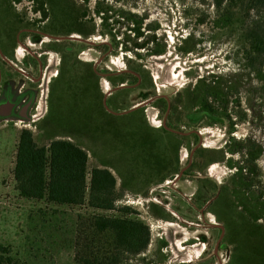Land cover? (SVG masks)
Returning a JSON list of instances; mask_svg holds the SVG:
<instances>
[{
    "label": "rangeland",
    "instance_id": "rangeland-1",
    "mask_svg": "<svg viewBox=\"0 0 264 264\" xmlns=\"http://www.w3.org/2000/svg\"><path fill=\"white\" fill-rule=\"evenodd\" d=\"M0 1L9 7L1 12L5 26L15 28L11 20L18 17L20 29L49 32L55 38L74 32L75 49L91 61V71L119 73L115 82L122 77L131 81L127 89L113 96L123 101L119 110L145 103L142 112L151 117L155 127L174 112L171 124L183 134L169 136L174 147L170 143L157 145L150 140L152 134L144 129L140 115L123 118L116 127H100V120L92 127H52L63 119L65 126L80 120L75 115L76 94L72 92L79 94L78 99L87 97L82 94L85 68L74 67L75 57L69 54L62 63L61 54L50 51L46 44L31 43L26 35L32 47L21 48L23 57L49 52V67L39 83V101L32 113L36 122L20 120L8 127L0 124V246L10 248L15 261L74 264L78 236L88 230L91 219L122 215L91 209L87 203L61 206L22 198L16 190L13 169L20 134L28 130L40 147L53 140H66L83 148L89 155L88 174L105 165L114 170L121 197L117 206L129 207L130 217L142 221L150 231L148 249L130 258V263L264 264V101L261 83L246 65L240 28L232 32L217 29V15L210 1L206 5L198 0ZM39 9L47 11L48 22L44 23L46 17ZM98 9L102 14H97ZM121 12L127 16L120 18ZM103 14L109 18L104 34ZM136 22H141L143 35L138 40L133 32ZM48 25L55 30H49ZM110 31L115 33V40L107 35ZM152 37L157 39L155 45L166 51L164 56L148 52L155 45L135 49V44ZM87 38L90 41L85 43ZM44 40L53 43L48 37ZM102 44L105 46L97 49ZM127 71L138 74L139 79ZM86 87L107 96L114 89L103 75L89 78ZM207 93L216 96L208 105L221 123L209 124L204 119L193 127L188 117L201 111L198 106ZM144 94L149 100L143 101ZM93 114L96 112L91 117ZM43 115L46 122L37 121ZM166 139L162 135L163 142ZM151 142L161 148L155 155L150 153ZM195 151L201 154L192 158ZM161 156L165 162L160 174L172 178L158 183L151 176L159 173L153 167L160 164ZM253 156L257 157L252 161ZM189 163L191 167L198 163V169L190 167L178 178ZM146 175L151 179H144ZM244 183L248 186L243 187Z\"/></svg>",
    "mask_w": 264,
    "mask_h": 264
},
{
    "label": "trees",
    "instance_id": "trees-1",
    "mask_svg": "<svg viewBox=\"0 0 264 264\" xmlns=\"http://www.w3.org/2000/svg\"><path fill=\"white\" fill-rule=\"evenodd\" d=\"M83 1L89 3L91 0ZM209 1L216 11L214 25L217 29L231 32L238 28L242 30L246 65L261 83L260 95L264 101V0H198L203 5ZM97 14H102V11L98 9ZM120 15V18L127 16L123 12ZM102 17L105 27V20L109 18L104 14ZM135 24L137 27L133 32L138 40L143 36L141 22ZM107 35L113 40L116 38L111 31ZM156 41V37H152L146 43L135 44V49L153 47ZM183 51L187 52L185 49ZM148 52L155 56L166 54L164 48L157 44ZM127 81L122 77L119 83L125 84ZM142 96L149 98L146 94ZM212 97L216 99L215 94L203 96L201 116H214L219 122L220 119L208 105ZM168 127L176 130L172 124ZM232 130L233 127L231 133ZM200 154L196 151V155ZM256 157L253 156L252 161ZM88 163V153L73 142L53 140L48 146L40 147L32 133L24 130L17 144L13 169L16 190L27 200H46L61 206L87 203L94 210L121 213V216L96 215L91 219L88 230L78 236L74 264H132L130 258L140 256L148 249L149 228L142 221L130 217L132 210L129 207L117 206L121 197L114 174L105 168H95L88 174ZM191 168L198 169V163ZM242 186L248 185L244 183ZM0 264L19 263L11 256L10 248L0 246Z\"/></svg>",
    "mask_w": 264,
    "mask_h": 264
},
{
    "label": "flooded vegetation",
    "instance_id": "flooded-vegetation-1",
    "mask_svg": "<svg viewBox=\"0 0 264 264\" xmlns=\"http://www.w3.org/2000/svg\"><path fill=\"white\" fill-rule=\"evenodd\" d=\"M22 0H11V3H20ZM3 2L0 1V17L1 12H5L7 8L4 5H2ZM12 8V7H11ZM13 9V8H12ZM40 13H43V15L46 17L44 18V23L48 22L49 18L47 16V11L39 9ZM15 13V12H14ZM16 14V13H15ZM17 17V15H16ZM12 22H15L16 27L12 28L9 25H4L1 22L0 19V26L2 27V30H0V124H6L3 127H8L10 125L8 124H16L17 121H27V122H36L33 120V111L37 108V103L39 101L38 94L39 89L42 87V85H39L41 81L45 78L46 71L49 67V65L46 63L49 62V52H43L41 54L37 53H28L26 55L24 54V57L22 55V51L25 48H31L32 45L27 42L25 39L26 35H29L27 38L32 43H41L46 44V47L49 48L50 51L58 52L62 55V63H66L65 57L66 54L73 55L75 59H73V66L77 67V65H83L85 68L83 70V81L82 84H84V91L82 94H87V97L84 100L78 99L79 94H76L73 99H76V103H74L75 108V115L80 116V120H74L75 122L71 121L70 123L67 122L65 126L64 119L61 121V123L56 121V124L52 127H74L77 125H80L81 127H86L89 125L90 121L93 124H96L95 122L97 120H104L105 115H109L110 117L116 116L120 114L119 108L113 107L112 103L114 101L113 96H115V93L118 90H125L129 87L130 80L127 81L125 84H120L119 81L115 82V79L120 76V74H114L110 71H102V74H99L97 71H91L89 68L90 60L86 58L85 55L80 56L75 49V46L73 42H75L73 39H76L72 34V32L69 37L66 38H55L54 34L49 32H43V33H36L35 31L27 30V29H20L21 23L18 20V17L16 19H12ZM11 24V23H9ZM48 29L52 30L49 28ZM102 29L104 34V21L102 23ZM55 30V29H54ZM52 30V31H54ZM45 37H48L51 43H48V40H44ZM73 40V41H72ZM90 40L89 38L85 39V43H88ZM67 42V45H61V43ZM68 42H71L72 44L68 45ZM105 45L102 44V46H97V49L103 48ZM59 47H63L58 49ZM100 47V48H99ZM23 48V49H21ZM21 49V50H20ZM20 50V51H19ZM31 50V49H30ZM26 51V50H25ZM28 52V50H27ZM19 53V56H18ZM37 55V56H35ZM23 57V58H22ZM22 58V59H19ZM79 58V60H78ZM81 61L83 64H81ZM28 70V72H26ZM127 74H129L131 77L138 78V74L133 73L131 71H127ZM34 75H37L36 78H33ZM60 76L61 73H58ZM57 75V77H58ZM103 75L114 87L113 91L106 95L107 93H99L96 94L94 89L87 90V85L89 83V78H96L97 76ZM96 76V77H95ZM56 77V78H57ZM121 79V78H120ZM118 79V80H120ZM27 80L29 81L27 83ZM117 80V79H116ZM86 85V86H85ZM35 86V88H34ZM37 86V87H36ZM77 89V86H76ZM41 91V90H40ZM92 92V93H91ZM95 92V93H94ZM90 94V95H89ZM93 94L96 95V97H93ZM90 96V97H89ZM83 98V95H82ZM143 101L149 100V98L145 99L143 98ZM78 101L81 102V105H78ZM145 104V103H144ZM79 108V109H77ZM202 111V106L199 107ZM73 110V109H72ZM172 111V109H171ZM201 111L196 113L195 115L189 116V120L191 122V125L194 127L199 126L204 119L209 120V124H217L221 123V120L217 122L216 117H202ZM48 111H46L47 113ZM93 112H96V114H93L91 117V114ZM174 113V112H172ZM172 113H168V116L164 118L163 124L156 126V128H163L172 131L173 133L180 134L179 136H182L183 134L178 132L177 130L170 129L168 127L169 124H171V121L173 120ZM62 114V113H60ZM208 115V114H207ZM60 117H65V115L62 114L59 115ZM158 118V116H156ZM44 120V123L47 120V117L43 115L41 118H39L37 121ZM58 120V119H56ZM60 121V120H59ZM157 121V120H156ZM13 126V125H11ZM37 125H35L36 127ZM192 158L196 156V151L191 154ZM191 164H188V167L182 169V171L179 173L180 177H183L185 173L190 169ZM216 168H212L211 171L213 173H217L215 171ZM182 173V174H181ZM181 174V175H180ZM178 176V177H179ZM215 226H218V224H215Z\"/></svg>",
    "mask_w": 264,
    "mask_h": 264
},
{
    "label": "crops",
    "instance_id": "crops-1",
    "mask_svg": "<svg viewBox=\"0 0 264 264\" xmlns=\"http://www.w3.org/2000/svg\"><path fill=\"white\" fill-rule=\"evenodd\" d=\"M115 96H117V95H115ZM118 100H120V98H118V97H116V99L114 98V101L112 103L113 107L117 108L118 106H120L122 104L123 101H118ZM144 105L145 104H142V103L141 104L140 103L139 104L138 103L134 104L132 106H129V108L127 110H123V111L119 110L120 114H118L116 116L114 115V116L110 117L109 115H105L104 120L106 122H104V123L100 122L99 123V124H101L100 127H116V124H120L121 122H123L121 119L128 118V116H131V115H136V116L140 115V117L142 118L144 129L152 134V136H149V138H150V140L152 139L153 143H156L157 145H161L162 144V146L164 144L166 145V143H170V145H171L170 147H174L175 145L173 144L172 139H168L169 136L173 134V132L170 131V130H167V129L156 128L153 125V123L151 122V120H152L151 117H149V115H147L148 117H146L145 113H143V112H145V111H143ZM154 119H156V118H154ZM92 125H93V123L90 121L89 125L86 126V127H92ZM123 129H124L123 127H120V130L123 131ZM163 131L165 133H162ZM164 134L166 135V138L168 139V140L166 139V142L164 141L165 143L162 140V135H164ZM152 142H151V144H153ZM147 144H149V143H147ZM145 148H147V147H145ZM149 148L151 149L150 153H152V155H155V153H156L155 151L156 150H160L161 149L160 147L158 148V146H154V144H153V146H149ZM148 149H146L147 152H148ZM175 149H176V147H175ZM145 158L146 157L144 156L143 159H145ZM159 162H160L159 165L155 166V164H154V167H153V169L158 168L156 172L159 171V173L157 175L151 176V178L159 180L158 183H162L163 181L172 178V175H167L166 174V175L163 176L162 174H160V171H162V168H163L164 162H165V159L163 158V156H161V159H159ZM104 168L110 170L112 173L114 171L111 167H107L106 165L104 166ZM150 168H151V166H150ZM150 171H151V169H148V172H150ZM146 173L147 172H145V174ZM120 177L122 178V176H120ZM129 178H132V177H129ZM151 178H150L149 175H146L144 177V179H151ZM116 180H117V178H116Z\"/></svg>",
    "mask_w": 264,
    "mask_h": 264
},
{
    "label": "water",
    "instance_id": "water-1",
    "mask_svg": "<svg viewBox=\"0 0 264 264\" xmlns=\"http://www.w3.org/2000/svg\"><path fill=\"white\" fill-rule=\"evenodd\" d=\"M181 174H182V173H181ZM181 174H180V175H181ZM179 177H180V176H179ZM179 177H178V178H179Z\"/></svg>",
    "mask_w": 264,
    "mask_h": 264
}]
</instances>
